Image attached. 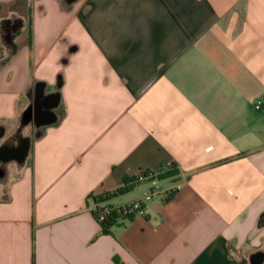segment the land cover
Segmentation results:
<instances>
[{"label":"crops","instance_id":"0c3cea01","mask_svg":"<svg viewBox=\"0 0 264 264\" xmlns=\"http://www.w3.org/2000/svg\"><path fill=\"white\" fill-rule=\"evenodd\" d=\"M14 18L0 264H264V0H0ZM124 179L102 205L180 188L103 234L92 197Z\"/></svg>","mask_w":264,"mask_h":264},{"label":"trees","instance_id":"16d2710c","mask_svg":"<svg viewBox=\"0 0 264 264\" xmlns=\"http://www.w3.org/2000/svg\"><path fill=\"white\" fill-rule=\"evenodd\" d=\"M21 26H22V21L19 18L6 19V20H2L0 22V28L2 30L1 31L2 35L4 36V38H7V39L13 38L19 32ZM13 51H14V46H12V48H11V52H13ZM173 172H174V170L169 171V172L164 173V174H159L158 177H164L166 175L172 174ZM147 174H148L147 172H143V175L147 176ZM124 180L127 182V184L123 185L122 187H120L116 190H114L113 192L108 193V194H104L102 196L92 197L93 204H94V207L92 209V215L94 218H95V211L98 210L101 206H105V205H102V203L104 201H106L107 199H109L112 196L124 194L125 192H127L132 187V185L134 183L138 182V179H135V180L124 179ZM106 206H110V205H106ZM131 217L132 216H129V218H131ZM117 219H118V215L116 214V212L110 211L107 213V215L105 216V218L101 222H98L96 219L95 220L100 225L101 232L103 234H107V233H109L110 227L112 225H114L115 223H117ZM263 221H264V214H262L260 216L258 222L261 224Z\"/></svg>","mask_w":264,"mask_h":264},{"label":"built area","instance_id":"2783aa9c","mask_svg":"<svg viewBox=\"0 0 264 264\" xmlns=\"http://www.w3.org/2000/svg\"><path fill=\"white\" fill-rule=\"evenodd\" d=\"M174 165L172 163H166L164 166H162L160 173L159 174H164L169 171L174 170ZM159 174H147V176L143 175V173L140 175V180H145V179H151L155 180V176ZM180 188V184H176L171 188L164 189L162 191H159L156 185H153L147 196L143 201H133L125 204H120V205H110V206H101L98 210L95 211V219L98 222H101L105 216L107 215L108 212L114 211L118 215L117 221H122V220H128L129 216H134V215H143L144 213V201H148L151 199L153 196H158L161 195L163 197H167L168 194L171 191L177 190Z\"/></svg>","mask_w":264,"mask_h":264},{"label":"water","instance_id":"95a60500","mask_svg":"<svg viewBox=\"0 0 264 264\" xmlns=\"http://www.w3.org/2000/svg\"><path fill=\"white\" fill-rule=\"evenodd\" d=\"M56 103H57L56 102V96L52 95L48 98L46 106L49 108H52V107L56 106ZM32 116H33V119H34L36 125H38V122H37L38 121L37 120L38 114L36 113V110L32 109V107L27 108L26 111L24 112V114L22 116L23 122L28 123L30 121V119L32 118ZM53 121H54V118L52 117L48 121V123H51ZM1 152L5 153V156H6V154H8V153H6V150L5 149L3 150L2 148H0V153ZM260 262H261V258L258 254H255L254 256L251 257V264H260Z\"/></svg>","mask_w":264,"mask_h":264},{"label":"flooded vegetation","instance_id":"af4514ba","mask_svg":"<svg viewBox=\"0 0 264 264\" xmlns=\"http://www.w3.org/2000/svg\"><path fill=\"white\" fill-rule=\"evenodd\" d=\"M27 141L26 140H23V143L22 144H19L17 146H12L11 145V142L8 140L6 141L5 143L2 144V149L6 150V153H10L11 155L15 156V157H19L20 154L26 150L27 148ZM5 156V153L1 152L0 153V158L4 157ZM4 165L3 162H0V171L2 170V166Z\"/></svg>","mask_w":264,"mask_h":264},{"label":"rangeland","instance_id":"374dc122","mask_svg":"<svg viewBox=\"0 0 264 264\" xmlns=\"http://www.w3.org/2000/svg\"><path fill=\"white\" fill-rule=\"evenodd\" d=\"M3 42H4V39L2 37H0V44H2ZM0 55H1V51H0ZM27 131L25 130V133H27ZM2 168L5 169V165H3ZM7 169H8L7 177L6 178H0V191L3 188V186L8 182V180L10 179V176L13 174V170H10V166H8Z\"/></svg>","mask_w":264,"mask_h":264}]
</instances>
